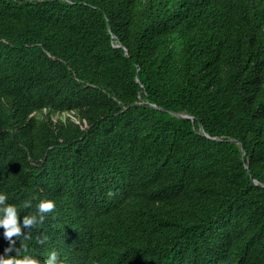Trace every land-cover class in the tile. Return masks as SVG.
Wrapping results in <instances>:
<instances>
[{
	"label": "trees",
	"instance_id": "1",
	"mask_svg": "<svg viewBox=\"0 0 264 264\" xmlns=\"http://www.w3.org/2000/svg\"><path fill=\"white\" fill-rule=\"evenodd\" d=\"M0 191L42 261L264 264V0H0Z\"/></svg>",
	"mask_w": 264,
	"mask_h": 264
},
{
	"label": "clouds",
	"instance_id": "2",
	"mask_svg": "<svg viewBox=\"0 0 264 264\" xmlns=\"http://www.w3.org/2000/svg\"><path fill=\"white\" fill-rule=\"evenodd\" d=\"M32 204L33 200L26 198L22 207L29 208ZM55 207L56 201L54 199H40L35 204V210L26 213L21 222L18 206L9 203L7 193L0 191V226L5 229V239L10 241L4 252L0 253V264H60L59 252L56 250L51 251L43 261L35 255L27 254V241L32 239L30 229L42 225L46 220V214L52 212ZM25 228H27V231H25ZM37 239L43 243L46 237H37ZM17 240L20 241L19 247L17 246ZM21 248L25 250V254L21 253ZM13 251H15L14 255H8Z\"/></svg>",
	"mask_w": 264,
	"mask_h": 264
}]
</instances>
